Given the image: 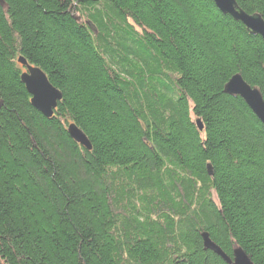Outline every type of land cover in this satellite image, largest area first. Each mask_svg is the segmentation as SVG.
Instances as JSON below:
<instances>
[{"label":"trees","instance_id":"trees-1","mask_svg":"<svg viewBox=\"0 0 264 264\" xmlns=\"http://www.w3.org/2000/svg\"><path fill=\"white\" fill-rule=\"evenodd\" d=\"M235 74L264 98V39L214 0H0V264H227L203 231L264 264V124Z\"/></svg>","mask_w":264,"mask_h":264},{"label":"water","instance_id":"water-1","mask_svg":"<svg viewBox=\"0 0 264 264\" xmlns=\"http://www.w3.org/2000/svg\"><path fill=\"white\" fill-rule=\"evenodd\" d=\"M217 7L235 20L241 21L253 34L264 39V18L259 13H247L239 7L236 0H214ZM18 63L24 68L21 72V82L31 95V104L45 117H52L54 109L62 99V93L48 79L46 73L36 65L29 63L23 56L18 57ZM224 92L232 96H239L252 110L256 117L264 124V98L261 91L252 87L241 74L233 75L224 86ZM200 130L203 124L200 119L196 121ZM67 131L72 139L87 149H91V142L87 135L75 124L68 123ZM209 174L212 169L208 167ZM204 248L218 254L227 264H254L243 248L236 246L232 256L226 254L215 243L208 232L201 233Z\"/></svg>","mask_w":264,"mask_h":264},{"label":"bare ground","instance_id":"bare-ground-1","mask_svg":"<svg viewBox=\"0 0 264 264\" xmlns=\"http://www.w3.org/2000/svg\"><path fill=\"white\" fill-rule=\"evenodd\" d=\"M253 87V86H252ZM202 233V232H201ZM222 249V248H221ZM223 250V249H222ZM224 251V250H223ZM225 252V251H224ZM227 254V253H226Z\"/></svg>","mask_w":264,"mask_h":264}]
</instances>
